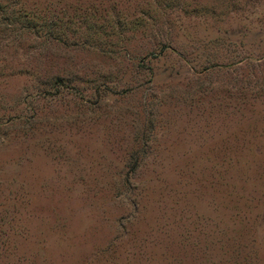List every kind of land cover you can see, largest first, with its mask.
I'll return each mask as SVG.
<instances>
[{"label": "rangeland", "instance_id": "1", "mask_svg": "<svg viewBox=\"0 0 264 264\" xmlns=\"http://www.w3.org/2000/svg\"><path fill=\"white\" fill-rule=\"evenodd\" d=\"M0 264H264V0H0Z\"/></svg>", "mask_w": 264, "mask_h": 264}]
</instances>
